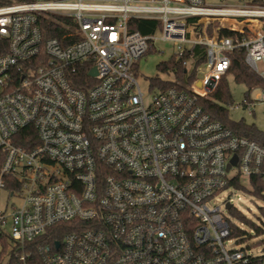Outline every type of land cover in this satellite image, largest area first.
Wrapping results in <instances>:
<instances>
[{"label": "built area", "instance_id": "built-area-1", "mask_svg": "<svg viewBox=\"0 0 264 264\" xmlns=\"http://www.w3.org/2000/svg\"><path fill=\"white\" fill-rule=\"evenodd\" d=\"M158 40L178 60L204 45L206 61L190 88L147 101L137 63ZM236 49L264 81V0H0V264H264L230 247L231 200L209 206L264 182V147L200 105ZM62 223L70 232L44 239Z\"/></svg>", "mask_w": 264, "mask_h": 264}, {"label": "trees", "instance_id": "trees-1", "mask_svg": "<svg viewBox=\"0 0 264 264\" xmlns=\"http://www.w3.org/2000/svg\"><path fill=\"white\" fill-rule=\"evenodd\" d=\"M44 27L48 31L46 38H60L61 31L56 28L54 23H45ZM130 28L133 31H139L143 35H150L155 34L158 31L160 28V23L156 20H131ZM223 35L234 36L235 33L224 31ZM206 51L207 48L204 45H190L182 59L178 60L175 56L168 62L160 63L157 66L158 71L164 74L174 73L176 80L174 82L162 80L160 79L159 75H156L153 78H149L150 87L162 91H165L171 87L190 88L197 80L198 68L206 61ZM150 52H152V50L149 51V53ZM245 55L246 52L244 49H236L230 54L231 68L227 76H224L221 79L218 88L212 94L200 98V105L212 120L220 122L236 135L245 137L251 141H255L260 146L264 147V131L259 130L254 125H248L244 121L235 122L231 120L229 117V110L223 106V103H232L227 82V77L229 75H232L236 82L247 86L249 89L255 87L264 88V81L259 76H257L246 64ZM184 61H189V67L184 65ZM252 185V194L258 198L264 199V182L261 180V178H252ZM232 214H234L236 217H240L241 215V213L236 209L232 210ZM242 220H244L247 225L252 226L257 235H264L263 227L255 225L252 221L246 219L245 217H242ZM67 232H70L69 225L63 223L58 224L46 233L44 239L52 243L55 240H60ZM232 233L236 238L240 237L244 238L242 240H245L244 236H246V233L238 227L233 226Z\"/></svg>", "mask_w": 264, "mask_h": 264}, {"label": "rangeland", "instance_id": "rangeland-1", "mask_svg": "<svg viewBox=\"0 0 264 264\" xmlns=\"http://www.w3.org/2000/svg\"><path fill=\"white\" fill-rule=\"evenodd\" d=\"M246 0H206L208 5H231L237 6L243 4ZM158 37L160 33L156 34ZM178 45L172 41L158 40L155 42V49L143 57L137 63V80L141 87L145 99L148 101L156 92L150 87L149 78L159 75L160 79L175 81L174 73L164 74L159 72L157 66L162 62H168L176 56ZM204 77V68L198 74V80ZM228 88L231 95V104L223 103L229 110V117L235 122L244 121L248 125H254L261 131H264V102H258L261 98L259 88L249 89L247 86L236 82L232 75L227 77ZM255 101L253 112L244 105V101ZM246 190L227 189L218 195L209 203L210 207L223 206L225 202L231 200L234 208L241 213L240 217L234 216L231 212H226L232 223L246 233L244 238H237L230 247L243 249L248 254L256 257L264 256V235H257L252 226L247 225L242 217L252 221L255 225L264 228V199L258 198L252 194V187L245 181Z\"/></svg>", "mask_w": 264, "mask_h": 264}, {"label": "water", "instance_id": "water-1", "mask_svg": "<svg viewBox=\"0 0 264 264\" xmlns=\"http://www.w3.org/2000/svg\"><path fill=\"white\" fill-rule=\"evenodd\" d=\"M96 74V71L95 70H93L92 72H91V75H95ZM198 85H200V83L198 84ZM236 161H237V157H235L234 158V160H233V163H236ZM230 168V166L228 167V169ZM231 204H228V209H231ZM58 245V244H57Z\"/></svg>", "mask_w": 264, "mask_h": 264}]
</instances>
